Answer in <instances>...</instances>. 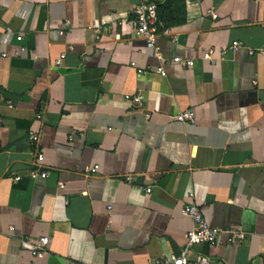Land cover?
<instances>
[{"label":"crops","instance_id":"0c3cea01","mask_svg":"<svg viewBox=\"0 0 264 264\" xmlns=\"http://www.w3.org/2000/svg\"><path fill=\"white\" fill-rule=\"evenodd\" d=\"M139 2L0 0V264L165 260L190 202L221 232L189 264H264V0H183L162 62L134 32ZM41 236V258L20 246Z\"/></svg>","mask_w":264,"mask_h":264},{"label":"built area","instance_id":"2783aa9c","mask_svg":"<svg viewBox=\"0 0 264 264\" xmlns=\"http://www.w3.org/2000/svg\"><path fill=\"white\" fill-rule=\"evenodd\" d=\"M134 19H135V27L134 32L137 36L141 37L147 48L152 50L153 55L160 60L163 61V56L160 51V47L157 45V38L159 35L158 31V24H157V0H140L137 6L134 8ZM213 17H216L214 13H211ZM22 36L17 35L16 39L21 40ZM239 42H233L231 48L239 47ZM20 51H24L23 47H20ZM252 53V52H251ZM211 51L209 50L205 54H203V58L208 59L210 58ZM64 57V54H61L60 60ZM173 62L180 63L183 65H192V61H184L178 57L172 59ZM163 63L157 67V72L164 75V68ZM132 66H135L134 62H131ZM138 73H141L143 70L138 69ZM124 98L128 101L133 103L139 104L140 103V96L135 95H128L126 94ZM177 120L179 121H194V114L192 110L186 109L180 112L176 116ZM31 139L33 141L37 140L36 135H32ZM37 160L42 159V155H37ZM98 168V165H94L89 168V171L95 172ZM28 176L32 179L37 178H45L47 176V172L45 170H38V169H30L28 171ZM59 187H63V184L60 183ZM147 192L151 190L150 187L145 189ZM193 194L189 193L188 197L192 198ZM181 214L183 216L189 217L191 221L190 228L185 232V244L179 250L177 254H170L169 257L165 260H154L149 262V264H189L192 261L190 257L191 251L194 246L197 245H207L209 247L216 246L218 242V236L221 232L220 228L210 226L207 221L202 217L200 209L197 205L190 202L184 205L181 208ZM230 236L228 237L229 241L232 240H241L244 235L241 232H236L234 230H229ZM48 245V237L41 236L38 238L36 242H31L27 238H22L20 240V246L28 250L34 257L41 258L44 256L46 247ZM194 262L197 264H207L208 258L203 255H196L194 257Z\"/></svg>","mask_w":264,"mask_h":264},{"label":"trees","instance_id":"16d2710c","mask_svg":"<svg viewBox=\"0 0 264 264\" xmlns=\"http://www.w3.org/2000/svg\"><path fill=\"white\" fill-rule=\"evenodd\" d=\"M177 0H164L162 3L157 4V24L159 29H166L170 26L178 24L184 20L183 13V0H180L181 6L174 9L172 3Z\"/></svg>","mask_w":264,"mask_h":264}]
</instances>
